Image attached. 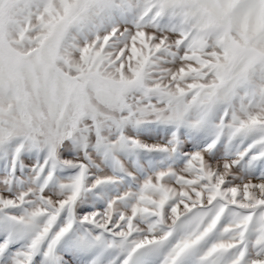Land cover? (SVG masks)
Wrapping results in <instances>:
<instances>
[{"label": "snow or ice", "instance_id": "obj_1", "mask_svg": "<svg viewBox=\"0 0 264 264\" xmlns=\"http://www.w3.org/2000/svg\"><path fill=\"white\" fill-rule=\"evenodd\" d=\"M0 264H264V0H0Z\"/></svg>", "mask_w": 264, "mask_h": 264}]
</instances>
